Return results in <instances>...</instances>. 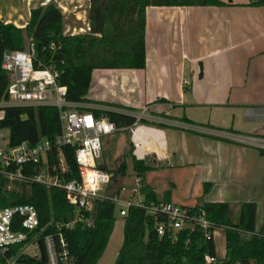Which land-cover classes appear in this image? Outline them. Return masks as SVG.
Wrapping results in <instances>:
<instances>
[{
	"label": "crops",
	"instance_id": "crops-1",
	"mask_svg": "<svg viewBox=\"0 0 264 264\" xmlns=\"http://www.w3.org/2000/svg\"><path fill=\"white\" fill-rule=\"evenodd\" d=\"M33 1L61 11L65 35L88 32L89 0H70L73 7L64 0H19L27 18L17 14L12 24L26 25ZM219 1V7L147 8L145 68L93 71L87 98L132 110L146 105V121L166 128L137 126L132 155L153 170L162 163L196 168L202 185H211L197 196L202 202L255 203L258 232L264 223V9L251 5L256 0ZM116 223L96 264H114L123 220Z\"/></svg>",
	"mask_w": 264,
	"mask_h": 264
},
{
	"label": "trees",
	"instance_id": "trees-1",
	"mask_svg": "<svg viewBox=\"0 0 264 264\" xmlns=\"http://www.w3.org/2000/svg\"><path fill=\"white\" fill-rule=\"evenodd\" d=\"M219 0H89L88 32L63 33V16L52 3L30 10L29 19L23 28L0 20V63L4 51H23L24 32L33 47L34 68H50L59 73L58 83L66 88V100L79 104V111L90 112L95 119H105L114 125L117 132L136 124L135 117L121 112L88 107L84 104L113 107L134 111L122 106L92 102L87 98L91 74L95 70H143L146 63L145 11L150 7H219ZM264 9V0L251 3ZM9 76L0 69V101L6 99L5 91ZM163 101V100H160ZM0 119V131L8 132V144L15 147L23 142L30 146L40 139L53 141L60 134L58 112L52 107H5ZM139 125L166 128L163 124H150L144 119ZM132 172L140 183V192L148 201L169 202L170 192L158 198L150 187L144 184V176L153 167L133 155L129 144ZM260 155L264 151L259 150ZM48 171L59 174V159L63 160L64 181H78V170L74 149L65 145L52 146L46 155ZM122 164L119 172L124 173ZM109 173V172H108ZM110 174V173H109ZM0 181V208L11 205H32L37 212L41 239L54 235L63 240L65 262L58 264H96L104 252L115 223L116 208L108 199L93 201L90 212L76 211L65 199L64 191L49 190L34 183L19 193L3 190ZM211 185H202V195L209 192ZM116 192L115 194H117ZM201 195V196H202ZM188 207L194 212L203 210L211 227L205 231L195 226L192 230H181L172 240L168 235L158 237L154 223L142 209L130 207L123 220L122 242L114 264H207L206 258L214 259L213 264H264V223L255 231V203L245 202L231 205L222 202H202ZM90 222L89 225L76 222L73 227H64L75 216ZM222 229L225 240V254L215 259L211 233ZM39 255H21L19 264H48L44 247L39 240ZM21 247H16L15 255ZM3 262V260H2Z\"/></svg>",
	"mask_w": 264,
	"mask_h": 264
},
{
	"label": "built area",
	"instance_id": "built-area-1",
	"mask_svg": "<svg viewBox=\"0 0 264 264\" xmlns=\"http://www.w3.org/2000/svg\"><path fill=\"white\" fill-rule=\"evenodd\" d=\"M33 53L31 44L26 51L3 52L0 69L8 74L9 82L5 91L6 99L0 101V113L3 115L2 109L5 107H52L58 112L60 134L53 141L40 139L33 146L23 142L10 147L8 138L0 131V181L4 184L3 190L19 193L22 187L27 190L32 183L47 190L58 188L64 191L67 203L78 212H90L94 200L108 199L114 203L120 218L126 215L130 207L142 209L152 219L156 235H168L172 240L176 239L179 231L192 230L195 226L207 231L211 224L205 219L203 210L194 212L173 202L148 201L140 192L138 179H135L133 189L122 187L111 197L101 193L112 178L99 165L101 140L116 133L117 129L105 119H95L90 112L79 111V104L67 101L66 88L58 83L59 73L50 68H34ZM135 119L137 124L143 118ZM65 145L74 149L78 170L77 179L74 180L78 181H64L66 179L62 173L65 166L62 159H59V174L48 171L47 152L52 146ZM76 222L90 224L77 214L64 227H73ZM37 228L38 216L32 205L18 204L0 208V257L5 264H19L18 257L30 256L27 253L29 249L31 257L38 256L39 240L48 264L65 262L66 253L58 250L64 248L63 240L60 237L56 240L54 235H45L40 239L39 233H35ZM16 247H21L20 251L13 255L12 251ZM213 262V258H206L207 264Z\"/></svg>",
	"mask_w": 264,
	"mask_h": 264
},
{
	"label": "rangeland",
	"instance_id": "rangeland-1",
	"mask_svg": "<svg viewBox=\"0 0 264 264\" xmlns=\"http://www.w3.org/2000/svg\"><path fill=\"white\" fill-rule=\"evenodd\" d=\"M61 2L63 1L61 0ZM64 2L65 5L73 7V4L70 3V0H64ZM37 5L38 3L36 4V1L31 2L28 7L29 12L30 10L37 8ZM17 14H21L23 20L27 18V12L24 8L22 10V6L20 5L19 0H0V17L3 20L8 19L11 21V23H18L19 21L16 18ZM22 37L23 51H26L30 45V40L26 37L24 32L22 33ZM91 101L99 102L95 100ZM84 105L92 108L105 107L92 103ZM146 107V105L139 106L138 109L136 108L130 113L133 114L136 118L141 117L144 120H149V118L144 115L148 113L145 110V112L143 111V109H145ZM111 108V110H113V107ZM105 109H107V107H105ZM1 116L2 115L0 113V118ZM137 126L142 125L136 124V126H132L131 128H127L120 132H116L101 140L102 152L99 165L104 167L106 171L109 172L112 176L110 184L104 191L101 192L105 196H113L122 187L125 189H133L136 184L135 176L132 172L129 144H131L130 142L132 131ZM2 134L6 139L8 138V132L6 130H3ZM122 164L126 165V170L124 173L119 172ZM144 184L148 185L150 189L154 190L158 194L159 198H161L164 193L169 191L171 193L172 201L178 205L186 204L191 206L194 203L199 202L197 196L202 195L201 180H198L197 169L192 167L173 168L169 167L166 163H162L157 167L156 170H152L151 172L145 174ZM115 219L117 222V228L122 219L118 217L117 214H115ZM215 230L216 229H214V231ZM215 233V254L218 257L217 259H220L222 258L224 251V233L217 230L215 231ZM27 253L30 256L32 255L30 249L27 250ZM2 260L3 259L0 257V264H5L4 261L2 262Z\"/></svg>",
	"mask_w": 264,
	"mask_h": 264
},
{
	"label": "bare ground",
	"instance_id": "bare-ground-1",
	"mask_svg": "<svg viewBox=\"0 0 264 264\" xmlns=\"http://www.w3.org/2000/svg\"><path fill=\"white\" fill-rule=\"evenodd\" d=\"M136 147V146H135Z\"/></svg>",
	"mask_w": 264,
	"mask_h": 264
}]
</instances>
